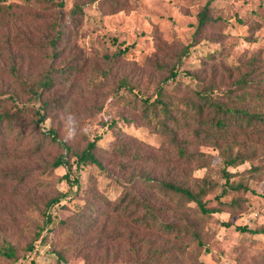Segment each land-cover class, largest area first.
Masks as SVG:
<instances>
[{"label": "rangeland", "instance_id": "374dc122", "mask_svg": "<svg viewBox=\"0 0 264 264\" xmlns=\"http://www.w3.org/2000/svg\"><path fill=\"white\" fill-rule=\"evenodd\" d=\"M11 1H0V9ZM64 1L60 9L42 0H19L23 8L38 15L25 13L16 21L0 17V111L23 108L25 117H35L40 101L26 99L30 94L26 82L48 67L55 81L43 95L57 96L47 106L48 117L35 127L36 136L18 141L15 132L5 136L6 149L0 153V170H6L0 173V243L10 241L18 259L11 261L0 254V264H165L167 260L170 264H264V234L235 227H264V125L213 145L202 137L204 127L190 101L196 98V89L207 87L216 99L264 111V97L257 96L264 91V0H211V19L200 28L198 13L206 0H128L113 12H109L111 0ZM75 2L83 10L77 23L69 13ZM7 8L12 19L16 10ZM58 12L70 35L51 47L47 35L60 18ZM188 43V54L177 61V53ZM65 61L76 70L59 72L57 65ZM173 64L178 75L164 80ZM243 73H249L247 82L237 84ZM123 79L134 91L151 98L163 84L175 116L176 141L186 143L195 161L179 162L169 170L176 142L160 125L163 113L145 110L134 91L116 90V83ZM49 128L55 130V141ZM40 136L43 141L36 148ZM96 136L104 169L93 163L76 167L75 156L65 144L75 150ZM121 141L127 150L139 145L152 159H164L145 165L151 174L174 175L193 188L203 184L202 178L213 183L206 202L220 210L211 214H202L193 201L176 203L177 198L171 201L164 195L173 207L164 216L187 215L195 220L191 222L201 244L191 229H185L183 219L180 236L133 227L128 239L130 220L113 208L92 209L95 220L84 226L79 213H92L90 200L100 195L113 201L124 190L118 179L124 175L118 165L124 159L113 151ZM237 151L247 159L227 164ZM59 154L70 162V178H77V183L64 177L66 165L49 170L48 164ZM18 172L23 173L19 180ZM225 172H232V184H246L249 189L228 187L221 196L223 202L217 203L212 195L225 186ZM60 194V200L47 207V199ZM47 215L51 220L45 223ZM29 242L32 250L26 248ZM150 242L151 247L162 245L167 260L162 256L157 263H148Z\"/></svg>", "mask_w": 264, "mask_h": 264}, {"label": "trees", "instance_id": "16d2710c", "mask_svg": "<svg viewBox=\"0 0 264 264\" xmlns=\"http://www.w3.org/2000/svg\"><path fill=\"white\" fill-rule=\"evenodd\" d=\"M17 1L19 0H12L11 2L3 3L5 9H0V17L5 18L6 15L9 21H16L15 18H19L20 15L25 13H32V15L34 13V15H38L36 12H32L31 10L28 11L27 8H23L21 3ZM26 1L28 2L29 0ZM42 1H45L47 5L49 4L50 6L56 4L57 8L60 9H63L65 4L64 0ZM210 2L211 0H206L203 8L198 13V28L211 19V16L208 12ZM128 3V0H111L109 4V12L116 11L117 9L126 6ZM7 7H13V9L16 10L14 17L11 15L12 19L8 16L9 12ZM82 12V5L78 2H75L73 6L69 8V13L72 16V19H76V23L79 21L78 16H80ZM59 15L60 18L58 17L55 22L50 25L51 30L48 31L47 44L51 47H55L58 42L60 43L61 41H66L67 37L70 35V27L66 24L67 22L63 21L62 13H59ZM190 45L191 43L186 44L177 53V61H181V58L188 54ZM54 54H56V52H52V55ZM56 69H59V72L61 73L69 74L72 69L76 70V66L69 64V61H65L57 65ZM167 69L168 73L163 77L164 80L175 78L178 75V69L174 66V64ZM50 70H52V68L48 67L41 75H39L37 79L26 82L29 89L28 91L30 92L26 99L40 101V108L39 106L34 108V112L36 114L35 117H25L26 114H24L23 108H16L13 111L6 109L0 111V153L6 149V135L11 132H15L16 141L20 140L22 137H31L32 134L36 136V134L33 133L35 127L39 126L40 122L44 121L48 117L47 106L52 99H57L56 95H54L53 98H45L43 95L44 92H48L49 89L54 86L55 78H53V74ZM185 72L191 76H195L194 73H190L188 71ZM248 74L249 73H243L242 76L235 80V82H237V84L246 83L248 80ZM162 85L163 84L158 85L153 98H151L149 95L140 93L139 90L134 91L133 85L124 79L118 81L115 85V88L118 90L120 87H125L131 91H134L135 95L139 97L144 103L145 110L148 109L153 113H156L157 110H160V112L163 113L162 120H160V125L163 131L167 132L170 140L176 142L174 143L175 151H173V156H170L168 166L169 170H173L179 162L191 163L196 159H194L195 155L191 153V150L188 149L186 143L182 141H176L175 136L177 131L175 130L172 121L175 116L172 114V106L169 105L166 97H164L165 92ZM195 95L196 98L190 99V101H192L191 105L193 106V112L195 114L194 116L199 121V124L204 127L202 137H208L212 141L211 143L213 145H219L221 141L226 139L234 140L239 131L247 133L250 127L259 128V126L264 125V111H250L246 106L231 105L227 101L216 99L211 93V88L207 87L196 89ZM257 96L258 98L264 97V91L257 93ZM12 98H17V95L13 94ZM60 98L62 99V96H60ZM23 106L28 105L25 104ZM27 126L29 128H27ZM48 133H50V137L53 141L57 139L54 129L49 128ZM98 138L99 136H96V138L86 141L82 147L76 148L75 150H72V145L65 144L67 150H71L75 156L74 159L76 167L87 163H93L100 169H104V165L101 162L97 152L98 145L96 140ZM42 141V136L37 138L35 142L36 148L40 147ZM126 147L127 145L124 143V141H121L114 147L113 150L116 155L122 156L124 159L120 160L118 163L119 168L123 170L124 175L120 177L116 176L123 185V192L113 201H111L110 198L100 195L90 200L88 202V208L90 211H92V213L89 212V210H84L79 213L84 226L95 220V217L92 216L95 215L93 213L94 210L92 209L99 210L100 207H102L101 209L103 211L104 209L113 208L119 209L118 214L123 213L125 217L130 220L131 228L127 236L128 239H130L129 235L133 227H137V229L140 227H152L158 232L168 234L171 233L172 235L174 234L175 236H180L183 234L182 226L180 225V221L183 219V226L185 229H191L190 232L192 233V236L199 244H201L202 241L199 232L196 228H194L195 223L191 222L195 220L191 219L187 215H180L179 217L176 216L174 218L173 216L166 217L164 215L167 214V212L170 211V208L172 207V204L168 201V199L172 201L174 198H177L176 203L193 201L197 209L202 214H211L213 212L219 211V206L208 205L205 198L207 193L213 188V183L208 181L206 178H202L203 184H197L198 187L193 188L190 185L184 184L182 181L176 180L174 175L173 178H170L167 177V175L158 176L151 174L145 165L148 162H154L155 164L163 163L164 159L163 161L161 158L152 159V154H149L147 150L141 149L139 145H136L133 149L128 150ZM247 157L248 156L245 153L237 151L236 154L226 160V163L229 165L238 164L247 159ZM46 164H48V162ZM60 165L67 166V171L64 173V177L70 183H77V178H70V162L65 160L63 155H56L48 164V168L49 170H53L55 167ZM5 172L6 170H0L1 174ZM6 175H3L2 179H6ZM16 175L18 176L19 180L21 179L23 173L20 174V172H18ZM224 175L225 186H222L220 193H215L212 195V198L215 199L217 203L223 202L221 196L224 192H226L228 187H234L235 189L242 188L244 190L249 189L246 184H232V181H230V177L233 175L232 172H225ZM0 186H2V182H0ZM61 195L62 194L48 198L46 201L47 207L58 202L61 198ZM164 195H166L168 199L165 198ZM233 203H236V200H234ZM50 220V216L47 215L45 218V223H48ZM223 223L227 226L230 225V222L228 221H224ZM235 227L241 231L252 233L259 232L264 234V227L250 228L245 225H236ZM42 230L43 226L39 228L35 235L38 236ZM152 244L153 242L149 243V249H151V253L149 254L148 263H157L159 261L158 257L162 256L167 260V256L163 251L162 245L158 244L154 247H151ZM26 248L28 250H32L33 243L29 242ZM0 254L11 259V261H16L18 259L16 247L10 241L0 243ZM58 256L63 257L59 251ZM165 264H170V262L167 260Z\"/></svg>", "mask_w": 264, "mask_h": 264}]
</instances>
